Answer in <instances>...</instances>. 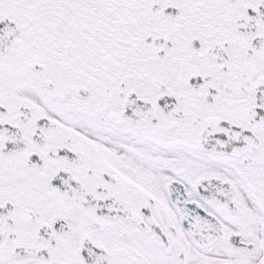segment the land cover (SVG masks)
<instances>
[{
	"label": "snow or ice",
	"instance_id": "snow-or-ice-1",
	"mask_svg": "<svg viewBox=\"0 0 264 264\" xmlns=\"http://www.w3.org/2000/svg\"><path fill=\"white\" fill-rule=\"evenodd\" d=\"M0 264H264V0H0Z\"/></svg>",
	"mask_w": 264,
	"mask_h": 264
}]
</instances>
